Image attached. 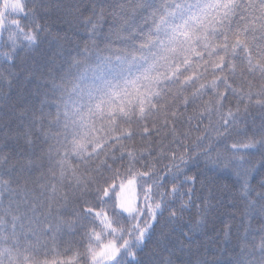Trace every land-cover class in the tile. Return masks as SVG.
<instances>
[{
	"label": "snow or ice",
	"instance_id": "obj_1",
	"mask_svg": "<svg viewBox=\"0 0 264 264\" xmlns=\"http://www.w3.org/2000/svg\"><path fill=\"white\" fill-rule=\"evenodd\" d=\"M98 2L103 6L97 13L93 5L96 21H82L88 36L96 38L97 25L109 23L103 19L107 9L113 19L105 38L123 47L105 48L109 55L86 47L77 52L82 60L67 62L62 74L50 71L51 79L34 92L24 85L34 80L37 67L27 60L18 66L16 57L23 47H39L44 25L36 21L49 15L51 0H35L29 12L20 0L0 5V40L11 29L10 51L0 53L8 65L0 70V264H40L23 253L37 251L29 241L39 244L69 224L61 216L69 197L85 205L76 222L85 229L88 246L75 259L84 264H179L183 241L191 242V233L205 224L204 219L193 224L183 218L200 198L197 176L186 173L199 166L201 157L206 166L235 174L246 210L238 226L244 227L243 234L237 230L234 242L226 239L230 255L197 264H264V219L259 229L251 227V219L264 218V191L249 199L251 177L257 169L264 171V119L248 142L227 144L240 134L241 114L252 109L264 114V0ZM57 7L66 16L87 10L79 0ZM12 14L31 15L34 26L9 21ZM230 96L243 105L242 113L240 107L224 111ZM29 99L38 101L39 108ZM185 116L189 128L195 121L199 129L207 119L205 135L191 140L189 131H179ZM162 130L163 151L155 156L154 148L137 151L126 143L137 135L159 136ZM221 143L223 152L213 155ZM109 159L112 164L119 159L122 168L126 160L127 167L105 175L112 169ZM162 161H167L163 169ZM116 177L121 179L119 193ZM259 183L264 187V178ZM126 191L131 195L123 196ZM97 203L107 211H96ZM244 217H250L247 225ZM232 228L226 226V237ZM150 241L155 247L146 252Z\"/></svg>",
	"mask_w": 264,
	"mask_h": 264
},
{
	"label": "trees",
	"instance_id": "obj_2",
	"mask_svg": "<svg viewBox=\"0 0 264 264\" xmlns=\"http://www.w3.org/2000/svg\"><path fill=\"white\" fill-rule=\"evenodd\" d=\"M20 2L25 5L26 12L33 10L35 0H20ZM68 2L69 0H51V7L48 8L49 15L42 16L36 21L44 25V31L41 32L42 39L39 47L31 50L23 47L17 54L16 60L18 66L21 61L27 60L30 66L34 64L38 69L35 73L34 80L24 85L30 92H34L45 80L51 79V76L47 75L50 71L57 75L62 74L67 71V62H70L73 58L82 60L83 57L77 56V52H84L86 47L93 53L97 50H101L103 55L110 54L107 51H103L105 48L110 47L115 49L123 47L121 44L109 43V40L105 38L110 35L108 29L113 19L107 9H105V16L103 19L107 20L109 23H99L97 25L98 31L96 38H90L88 36V28L85 27L82 21L89 17H91L94 22L96 21L97 17L92 16L93 5L95 4V11L97 13H99L103 6L98 0H79L80 8H86L87 10L83 11L82 14L75 13L71 16L64 15L63 7H57V5H64ZM2 4L3 0H0V5ZM7 19L9 21L19 20L22 26L28 28L34 26L31 15L12 14L8 16ZM10 31L11 29L2 32L3 39L0 40V53L10 51L11 46L7 44ZM57 52H60L61 55H56ZM50 60L54 61V63L49 64L48 61ZM61 64H63V68H61ZM4 67H8V65L0 59V70ZM42 73L44 75H41ZM25 75H27V73ZM71 86L72 83L69 82L67 87L71 88ZM3 91L7 92L8 89L5 87ZM43 91L44 89L41 87V92ZM191 91L192 89H189V92ZM41 98L43 99V97ZM208 98V96L204 97L205 100ZM31 103H35L36 107L39 108L38 101L29 99V105ZM0 107H3V101H0ZM237 107H240L242 113L243 105H238L237 98L235 97L230 96L229 99L224 102L225 112H227L229 108L236 111ZM45 111H47V109H45ZM181 111H183V109H181ZM191 111L192 108H189L188 113H191ZM186 119L187 116H185L183 127L178 129L179 131H189L191 140H195L198 136L205 135V128L208 125L207 119H205L199 129L196 128L195 121H193L191 128H189ZM262 119H264V114H262L259 109L250 110V114L247 116L241 114L237 124V127L240 129V134H234L233 137L227 141V144H242L248 142L252 138L253 129L259 130ZM149 127H151V124H149ZM209 135L215 137V132L212 131ZM163 136L164 130H162L159 136L155 132H153L151 136L141 137L137 135L126 143L133 146L137 151L146 150L149 147L154 148L155 151L153 155L155 156L157 153L163 151L159 146ZM182 138L183 137H181V139ZM169 140H171L170 136L168 140L164 141L165 146H167ZM208 144L209 141L205 140L204 146L206 147ZM224 147V143L216 145L213 155H215L217 151L223 152ZM119 154L120 151L117 149L115 155L119 156ZM225 155H230V153H225ZM256 159H258V156L254 155L251 157L253 163ZM72 163L75 162L73 161ZM108 163L112 165V169L105 172V175H112L116 169H121V171H123V168L127 167L126 160L123 162V168L121 167L122 162L119 159L116 160L115 164H112V160L109 159ZM164 163H167V161H162L160 163L159 167L161 169H163ZM137 167L139 168V165H137ZM186 175L197 176L195 185L197 190L196 195L200 198L196 199L195 204L190 206L189 210L183 213V218L185 221L193 222V224L197 219H204L205 224L203 227L195 229L191 233V242L183 241L185 252L183 254L177 253V255L181 257L179 264H189V261H191V264H197V261L217 258L226 259L230 255V252L225 250L230 248V245L226 243V239L234 242L237 230L240 234L244 232V227H238L240 225L241 214L246 210L245 201L240 199V183L237 181L234 173L206 166L203 157H201L199 161V166L193 167ZM262 178H264V171L257 169L251 177L253 192L249 199L255 200L257 198L256 194L264 191V187L259 183ZM114 182L116 191L119 193V185L121 183L120 177H116ZM108 183L112 184L113 180H109ZM107 186L108 185H104V187ZM168 187H171V184H169ZM126 192L122 195L124 196ZM113 196H115V194H113ZM85 199H88V197H85ZM83 207H85V205L81 204L78 206L76 201L72 197H69L64 206V210L61 212L62 219L69 222V224H66L59 234L54 235L49 233L47 236L42 237L39 244H37L35 240L29 241L37 251L25 252L23 255L31 256L33 261H39L40 264H45V262H47V264H84L83 260L75 259L77 252L83 253L88 246V240L84 235L85 229L79 227V222H76V213ZM177 207H179V202L177 203ZM95 210L101 211L102 213L107 211L106 208L100 206L98 203ZM165 215H167V213H165ZM233 215L236 217L235 220L232 218ZM261 219L264 218L251 219V227L253 229H259L261 226ZM249 220L250 217H244L245 225L249 223ZM73 222L76 223L73 224ZM228 225L233 226L232 236L230 237L225 236L226 226ZM159 231L160 225H157V236L159 235ZM184 231L187 232V229ZM107 239L111 240L112 237L109 236ZM153 239H155V236ZM154 247V243L150 241L145 251L147 252ZM164 255L167 256V253Z\"/></svg>",
	"mask_w": 264,
	"mask_h": 264
},
{
	"label": "rangeland",
	"instance_id": "obj_3",
	"mask_svg": "<svg viewBox=\"0 0 264 264\" xmlns=\"http://www.w3.org/2000/svg\"><path fill=\"white\" fill-rule=\"evenodd\" d=\"M129 195H131L130 192H126V193L124 194V196H129Z\"/></svg>",
	"mask_w": 264,
	"mask_h": 264
}]
</instances>
